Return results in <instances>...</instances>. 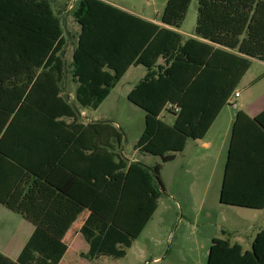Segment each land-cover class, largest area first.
<instances>
[{"label":"trees","instance_id":"1","mask_svg":"<svg viewBox=\"0 0 264 264\" xmlns=\"http://www.w3.org/2000/svg\"><path fill=\"white\" fill-rule=\"evenodd\" d=\"M191 2L168 0L166 26L104 0H80L74 13L81 26L72 63L77 103L99 109L131 66L144 65L146 76L129 94L146 112L135 148L163 163L206 135L252 60L264 61V0H199L195 35L205 41L178 31ZM66 44L50 0H0V202L36 225L20 256L0 252V264L60 263L67 243L40 226L58 191L90 210L81 228L90 244L84 256L123 258L165 190L162 164L151 169L117 151L123 134L113 123L80 121L63 93ZM165 110L176 116L173 124L161 118ZM70 150L90 151L86 176L61 158ZM61 167L75 176V188L58 182ZM221 202L264 208V111L236 116ZM208 264H264V230L246 251L214 238Z\"/></svg>","mask_w":264,"mask_h":264},{"label":"rangeland","instance_id":"2","mask_svg":"<svg viewBox=\"0 0 264 264\" xmlns=\"http://www.w3.org/2000/svg\"><path fill=\"white\" fill-rule=\"evenodd\" d=\"M114 1L122 3L135 13L152 17L161 15L168 2V0ZM79 2L80 0L76 2L74 0H53L51 2L62 20L66 33L67 44L62 57L67 65L73 63V49L76 45L78 28L80 31V25L74 16ZM198 5L199 0H192L181 26L183 32L192 33L194 31L198 19ZM263 75L264 63L256 61L237 88L242 96L233 97V102L239 104L240 100L263 96L264 77L259 79ZM128 78L130 79V76ZM254 79L258 80L252 84L251 81ZM128 88L129 84L125 79L116 86L113 94L98 110H86L89 117L110 120L123 133L124 139L121 146L123 151L117 147V151L122 153L123 157L139 160L152 169L156 163H162V160L160 157L142 154L135 150L136 135L146 125L145 111L129 101L126 96ZM72 91L73 84L70 81L69 87L64 88V93L69 95ZM66 97L76 111L79 107L82 110L83 107L77 103L76 97L75 102H72L68 96ZM77 113L81 117L78 111ZM165 120L172 124L173 116L168 114ZM164 168L162 175L165 190H162L158 209L146 228L127 249L125 257L120 259L104 257L97 264H208L213 237L230 239L233 242L240 241L245 248L252 249L253 237L264 229V209L222 205L218 211L213 212L211 217L191 212L190 206L184 204V155L180 154L177 160L166 163ZM210 170L211 166L206 170L207 177L210 175ZM50 214L52 216V213ZM50 214L47 220L50 219ZM81 219L82 217L79 216L75 224H79ZM79 251L80 249L76 252L71 250L65 258L66 263L76 260L78 264H84V260L80 261ZM156 258L159 260L156 261Z\"/></svg>","mask_w":264,"mask_h":264},{"label":"crops","instance_id":"3","mask_svg":"<svg viewBox=\"0 0 264 264\" xmlns=\"http://www.w3.org/2000/svg\"><path fill=\"white\" fill-rule=\"evenodd\" d=\"M52 1L53 0H50V2ZM104 1L111 3L123 10L131 12L147 21L154 22L161 26H166L161 21L162 14L159 15L158 17H152L150 15H142L133 12L131 9H129L122 3H119L118 1H114V0H104ZM56 14L59 16L58 13ZM80 31H81V26H80ZM80 31L78 28L75 48L78 45ZM178 31L181 34H183L185 38H197L199 40L205 41L195 35V29L192 33L183 32L182 27L178 29ZM64 35L66 36L65 31H64ZM75 48L73 49V54ZM256 61H261V60L259 59L252 60V65L250 69L247 71V73L244 75L243 79L249 73L253 64ZM261 62L264 63V61ZM65 67H66V76H65L64 88L69 87L70 81H72L73 84V91L66 96H68L72 102H75L76 101L75 90L77 87V83L75 82L72 76V69H73L72 63L68 65L66 63ZM147 72L148 69L144 65H133L128 69V71L125 73L123 78L119 81L120 83L121 81L127 79L129 88L128 91H126V96L128 97V99L131 91L146 76ZM129 76L130 79L128 78ZM263 77L264 75L259 77V79ZM256 80L258 79H254L253 81H251V83L252 82L256 83ZM114 89L111 91L109 97L113 94ZM236 92H239L238 89L232 95L230 99V104H227L221 110L219 115L216 117L215 121L211 125L206 135L203 138H199V139H189L184 151L176 153L175 159L173 160V161L177 160L180 154L184 155V204L190 206L191 212L194 213L196 212L197 214H205L211 217L214 211H218L222 207V205H225L221 202V193L224 184V177H225V172L229 157V149H230L233 126L236 120V116L238 112L241 110L245 111L251 117H255L259 115L262 111H264V95L258 98L240 100L238 104L236 102L235 103L233 102V97H235ZM241 96L242 94L239 92L238 98H240ZM131 103L134 104L133 102ZM232 103H234L233 107H232ZM79 111L81 114V117H79V119L81 122L85 124L94 121L111 122L110 120H104L96 117L93 118L89 117L88 112L85 108H82V110H80L79 107ZM168 114L173 116V123H174L176 116L167 110H165L161 114V118L165 120ZM144 119L146 122V112ZM84 120H88V121H84ZM144 130L145 127H143L141 131L138 132V134L136 135L137 139L135 145L143 135ZM121 146L119 147V149H121L120 151H123ZM135 150L142 153L136 148ZM82 152H84V155L82 153L76 154L75 152L70 150L66 153H61L60 156L63 159V161L65 160L66 165L68 167L73 169H76L77 167L82 168L83 173L86 176L87 171H90L91 169V163L89 158H86L85 155L90 154V151H82ZM120 154L122 155V153ZM142 154H147V153H142ZM126 160H128V162L139 161L136 159H126ZM156 164H162L161 177L163 180L162 173L165 169L164 165L166 163H163L162 161V163L159 162ZM209 166H211V170L209 177H207L205 173ZM57 171L58 172L56 177L58 182H60L63 186H66L68 188H75L77 179L73 174H71V171H68L64 167H61ZM67 172H69V174ZM263 209H256V210H263ZM50 213H52V216ZM49 214H50V219L47 220ZM89 215H90V210L88 208L82 206L80 203L75 201L72 197H70L63 191H58V193L55 195L50 208L48 209L47 213L40 222V226L50 231L53 235H55L56 237L67 243L68 249L59 264H78V261L76 260L66 263L65 258L67 257L68 253L71 252V250L76 252L77 250L80 249V251L78 252L81 257L80 261L84 260V264H97V262H99L102 258L109 257V256H100L98 258H95L93 261H91L84 256V254L89 252L90 244L86 240L85 236L82 234L81 228L86 222ZM79 216H81L82 219L79 224H75ZM35 229H36V225L34 223L29 221L20 213L13 211L12 209L8 208L6 205L0 202V252H2L4 255L8 256L9 258L16 260L20 256L22 250L26 246L31 236L33 235ZM262 230L264 229H261L260 231ZM224 232L228 233L227 231ZM259 232H257V234ZM256 235L253 237L251 243L252 246ZM214 238H219V237H213V239ZM230 241L232 243L241 244L240 241H236V242H233L232 240ZM244 250L246 251L250 249L244 247ZM155 260L157 261L159 259L156 258Z\"/></svg>","mask_w":264,"mask_h":264},{"label":"built area","instance_id":"4","mask_svg":"<svg viewBox=\"0 0 264 264\" xmlns=\"http://www.w3.org/2000/svg\"><path fill=\"white\" fill-rule=\"evenodd\" d=\"M77 0H74V2H76ZM239 96V92H236L235 93V97H238Z\"/></svg>","mask_w":264,"mask_h":264}]
</instances>
